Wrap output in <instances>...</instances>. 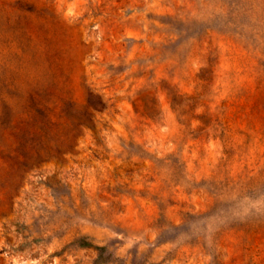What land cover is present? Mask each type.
Returning a JSON list of instances; mask_svg holds the SVG:
<instances>
[{"label": "rangeland", "instance_id": "374dc122", "mask_svg": "<svg viewBox=\"0 0 264 264\" xmlns=\"http://www.w3.org/2000/svg\"><path fill=\"white\" fill-rule=\"evenodd\" d=\"M0 264H264V0H0Z\"/></svg>", "mask_w": 264, "mask_h": 264}]
</instances>
